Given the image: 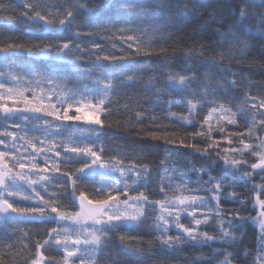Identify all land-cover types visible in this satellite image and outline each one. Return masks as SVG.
<instances>
[{"label": "snow or ice", "instance_id": "6c2138e0", "mask_svg": "<svg viewBox=\"0 0 264 264\" xmlns=\"http://www.w3.org/2000/svg\"><path fill=\"white\" fill-rule=\"evenodd\" d=\"M21 3L28 9L24 23L37 43L35 51L27 49L29 63H0V264L10 254L5 249L13 246L10 233H20L19 240L30 238L29 224L49 226L47 238L37 242L29 264L54 259L45 257L41 249L62 252L58 264H99L108 255L113 231H121L123 242L142 239L141 228L166 246L161 252L180 253L182 245L209 249L193 256L189 264H232L234 254L225 245L243 243L247 221H225L221 201L240 200L243 204L235 185L257 169L264 191V137L256 136L254 147L240 139L242 147L220 149L216 153L222 161L219 167L213 161L191 164L185 171L168 167L166 161L182 155L181 147L208 156V150L219 148L222 141L232 145V136L251 139L258 128L264 131V112L259 111L264 100L258 106L249 105L256 98L247 93L241 99L237 89L245 87L244 77L230 66L236 57L219 50L225 44H238L243 57L250 40L264 41V0H105L99 5L95 0H63L65 7L59 12L49 10L44 0ZM257 5L262 10L251 12ZM0 9L7 11V6L0 5ZM125 9L134 10V15ZM205 11L218 25L212 33L218 37L213 49L216 54L205 55L203 45L199 50L189 47L180 71L165 72L171 69L168 49L154 45L153 39L157 33L167 32L166 41L173 29L181 31L185 22ZM224 25L227 27L221 31ZM100 40L110 43L111 49ZM22 48L21 43L8 42L6 48L0 47V56L15 57ZM260 54L264 56V48ZM141 55L164 58L153 69L135 60ZM252 86L251 82L246 85L248 89ZM144 98L147 105L142 103ZM249 106L256 111L249 113ZM153 109L166 114L174 128L171 133L159 123ZM114 112L127 118L121 122ZM128 113H134V122ZM146 114L163 131V135H148L174 145L163 148L164 157L155 171L140 158L145 149L137 152L132 148L134 155L129 156L120 145L109 144L106 150L104 144L106 123L107 127L135 126ZM238 121L246 133L239 131ZM229 125L237 127L226 131ZM217 132L222 134L219 139L213 136ZM197 137L210 142L201 148V141L192 142ZM245 152L258 157L250 165L253 171L245 167ZM174 177L179 181L176 184ZM157 180L159 193L164 195L150 199L146 192ZM166 189L180 195L173 198ZM256 203L264 209V200L257 197ZM262 218L264 211L249 218L259 226L253 264H264ZM210 222L218 226L215 234L201 228ZM124 229L136 231L130 234ZM236 232L241 233L240 239ZM135 248L144 255L139 243ZM244 254L248 255L247 249ZM112 264L121 262L113 260Z\"/></svg>", "mask_w": 264, "mask_h": 264}, {"label": "trees", "instance_id": "16d2710c", "mask_svg": "<svg viewBox=\"0 0 264 264\" xmlns=\"http://www.w3.org/2000/svg\"><path fill=\"white\" fill-rule=\"evenodd\" d=\"M27 2V0H25ZM46 4L49 5V10L54 12H59L63 7H65L63 0H44ZM72 3H76L77 0H71ZM105 0H95V4L99 5L104 3ZM224 0H221L223 3ZM59 4V7H54V5ZM0 5L7 6V11L0 9V47H7L8 42H16L24 45V48L18 51V54L15 57H5L0 56V63H15V64H27L30 62L31 58H29L27 49L29 47L33 48L35 51L34 45L37 43L35 39V35L32 31L29 30L28 24L24 23L26 20V16L23 14L28 11L27 8L23 7L21 0H0ZM262 9L259 5L255 8L250 9L251 12L259 13ZM125 11H132L134 15V10L125 9ZM231 23V21H228ZM145 28L149 27L148 23L144 24ZM218 27V25L209 20V14L207 11L203 12L202 15L193 16L187 22L184 23V26L181 31L172 30L171 36L169 39L165 41V37L169 35V33H157L152 43L156 46L163 45L168 49L166 55L169 57V64L171 65V69H165L164 71L173 70L180 71L182 67V57L184 52L192 46H195L197 50L203 45L206 49L205 55H215L216 52L213 49L216 48L215 41L218 37L212 35L213 31ZM227 25L221 27V31ZM78 30V29H76ZM35 32L38 34L39 29H36ZM88 37H86L87 39ZM102 44L107 43L104 40H100ZM109 49H111V44L107 43ZM240 45L230 46L225 44L223 49H219L223 51L226 56H235L236 59L231 61V68L234 72H237L238 75L244 77L245 87L242 89H237L240 92L241 99L244 98L245 93L247 95L255 97L256 99L251 100V103H256L259 106L261 100H264V87H260V85H264V56H261V49L264 48V41L260 40H250V47L246 50L243 57H241L239 52ZM164 55H153L151 57H145L143 55L135 57V60L138 62L145 63L149 68H157L159 62L163 60ZM203 59V57H201ZM40 63V62H37ZM224 63H228L227 60ZM40 66L43 68L45 65L40 63ZM118 71V69H116ZM157 75H161L162 73L157 72ZM162 82V81H158ZM251 82L253 85L251 89H248L246 85ZM143 85H141V88ZM139 95L143 97V93L139 92ZM123 100H121V103ZM142 103L145 105L148 104V100L146 98L142 99ZM239 103V102H237ZM151 111L156 112L159 117V123L166 127L168 132L171 133L174 128L173 126L165 119V113L161 112L158 109H153ZM173 111H180L178 108H173ZM249 113L255 112L256 109L251 108L250 106L247 108ZM260 112H264V108H259ZM132 117V121H135L134 113H128ZM206 115V111H205ZM114 118L118 117L122 122L125 118H127L123 113H113ZM103 119V117H101ZM239 131L247 132V129L244 127L242 123L238 121ZM237 126L229 125L226 131L234 130ZM157 132L160 135H163L162 128H157L154 126L152 122L149 121L148 115L146 114L143 121L139 124H135V126H131V124L127 127H120L117 124H113L112 127L105 128V137L104 144L107 150L108 145H120L125 150L129 156L134 155L132 152V148H136L137 152L139 149H145L143 154H140V158L142 162L149 163L152 165L153 171H155L156 165H159L160 160L164 157V152L162 151L165 147H174V145L165 144L163 139L154 140L151 138L148 133ZM183 135V133H181ZM221 133H213L214 138L219 139ZM256 136L264 137V131H260L257 129L255 135L250 139L248 135L244 137L240 136H232L231 139L233 141L232 145H228L226 141H222L219 148H211L208 150V156H201L198 153H195L191 148H179V151L182 155L179 156H170L166 161L168 167H175L177 169L187 170L191 164H195L199 166L201 163H212L216 162L219 167L222 164L219 157L216 155L217 151L225 147H242L239 144L240 139H244L246 143H249L253 147L258 143ZM201 141V148H203L208 141L206 138L197 137L196 140H193V143L196 141ZM158 147H152V146ZM239 158L238 154H236ZM188 157V159H185ZM244 161H246L245 167L249 171H253L250 168V165L254 162H258V157L253 156L250 152H245L243 156ZM132 160H125V163H132ZM244 169L242 168L241 171ZM258 171H254L252 177H243L242 182L237 183L235 185V191L240 195L243 204H241L240 200L235 202L232 201H221V207L224 212L225 221L235 220L240 222L241 220L247 221L244 226V235L242 237L243 243H238L235 246L229 247L225 245L227 251L232 252L234 254V258L232 259V264H253L254 258L256 256V248H257V236L259 233V227L250 222V217H256L259 212L264 211L261 209L259 204L256 203L257 197L260 200H264V191H261L262 181L260 176L255 173ZM238 179H241L240 173H236ZM205 179L207 177L205 176ZM246 181L247 183H244ZM179 181L173 178V184L178 183ZM155 188V191L153 190ZM144 191V189H141ZM167 191V189H166ZM228 191H232L229 189ZM146 194L149 195L150 199H160L163 197V193H159V182L158 180L154 182L153 186H150L147 190ZM167 194L173 198H176L180 195L178 192L167 191ZM187 194V193H185ZM200 195H209L204 192L199 193ZM221 195H225V193H221ZM255 204V208L253 205ZM206 211V210H205ZM3 220H0L2 222ZM182 222H186L183 221ZM23 227V226H22ZM47 224H29L27 228L30 229V238L26 237L23 240L17 239L20 233H10L11 240L9 243H12L11 249H5V252L10 253L3 256L5 264H29V261L36 254V244L37 242H43L46 239V231L48 229ZM218 227V226H215ZM215 227L212 226L211 222L209 225H201V228H205L211 234H215ZM227 227V224H225ZM124 232H129L130 234L135 233V229H124ZM120 230H115L110 234L111 244L108 246V255L106 259H99V264H112L113 260L117 262H121V264H189L190 260L193 256H199L200 252L208 253L209 249L204 247L203 249H195L193 250L189 245H182L183 251L180 253H167L161 252L162 247L158 241L154 240L153 235L149 234L147 228H141L139 230V235L142 239H126L125 241L120 240L121 235ZM175 235V231L171 233ZM238 239L241 238V233H234ZM149 241H152L151 245ZM140 244L143 248L144 255H140L135 246ZM47 247V246H46ZM248 250V255L245 256V250ZM45 257H54L52 260H45L44 264H58L61 260L63 253L57 254L51 250H40ZM221 259H223L221 257ZM214 264V262H213Z\"/></svg>", "mask_w": 264, "mask_h": 264}, {"label": "rangeland", "instance_id": "374dc122", "mask_svg": "<svg viewBox=\"0 0 264 264\" xmlns=\"http://www.w3.org/2000/svg\"><path fill=\"white\" fill-rule=\"evenodd\" d=\"M256 171H259L258 169L256 170ZM260 213V212H259ZM259 216V214L256 216V217H258ZM262 219H264V218H262ZM257 226H258V224H256ZM259 227V226H258ZM45 263V262H44Z\"/></svg>", "mask_w": 264, "mask_h": 264}, {"label": "water", "instance_id": "95a60500", "mask_svg": "<svg viewBox=\"0 0 264 264\" xmlns=\"http://www.w3.org/2000/svg\"><path fill=\"white\" fill-rule=\"evenodd\" d=\"M0 219H3V216L2 215H0Z\"/></svg>", "mask_w": 264, "mask_h": 264}]
</instances>
